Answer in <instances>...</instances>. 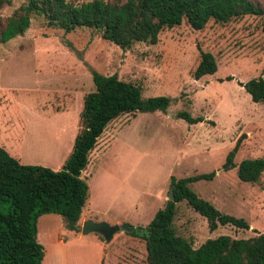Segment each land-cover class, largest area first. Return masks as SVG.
<instances>
[{
	"label": "rangeland",
	"instance_id": "rangeland-1",
	"mask_svg": "<svg viewBox=\"0 0 264 264\" xmlns=\"http://www.w3.org/2000/svg\"><path fill=\"white\" fill-rule=\"evenodd\" d=\"M27 1L14 0L2 16ZM254 2L264 6V0ZM263 27L264 17L257 16L210 21L201 31L184 22L164 30L156 45L123 50L94 30L66 33L35 17L25 34L0 44V145L22 164L61 170L82 129L85 97L95 91L91 70L116 75L140 86L144 98L176 101L167 113L127 114L107 127L83 174L90 188L85 221L147 228L169 201L173 177L215 172L192 190L222 213L245 219L250 229L228 225L211 232L208 221L182 201L176 204L177 235L194 248L220 236L253 238L264 233V174L256 184L245 183L224 165L240 139L236 164L264 158V104L254 103L241 86L264 79ZM200 50L215 56L218 71L196 80ZM181 111L205 122L190 125L176 117ZM99 240L96 233L77 239L60 215L38 223L43 264H147L144 242L130 232H118L103 246Z\"/></svg>",
	"mask_w": 264,
	"mask_h": 264
},
{
	"label": "trees",
	"instance_id": "trees-1",
	"mask_svg": "<svg viewBox=\"0 0 264 264\" xmlns=\"http://www.w3.org/2000/svg\"><path fill=\"white\" fill-rule=\"evenodd\" d=\"M14 0H0V44L25 34L32 19L43 17L49 26L72 33L91 29L123 50L137 43L156 45L160 34L187 23L193 30H204L210 21L228 23L244 16L264 17V6L254 0H28L10 17L1 14ZM264 29V27H263ZM201 61L194 78L214 75L218 63L210 52L200 50ZM95 91L85 97L80 115L82 129L61 170L25 165L0 145V264H43L44 246L38 241V222L44 215H60L69 231L80 233L83 210L90 188L83 177L107 127L118 118L134 113H167L176 101L167 96L143 97L142 88L91 70ZM229 81L234 80L228 77ZM254 103L264 104V79L241 84ZM190 125L205 122L189 112L177 113ZM214 124V122H212ZM241 139L229 152L225 170H237L239 180L256 184L264 174V158L236 164ZM216 173L171 180L174 201H167L147 228L130 232L142 240L147 264H264V233L249 239L220 236L199 248L177 235L174 228L176 204L188 205L208 221L211 232L220 226L248 230L243 218L227 215L195 193L191 185L211 181ZM100 239L105 242L104 238Z\"/></svg>",
	"mask_w": 264,
	"mask_h": 264
},
{
	"label": "water",
	"instance_id": "water-1",
	"mask_svg": "<svg viewBox=\"0 0 264 264\" xmlns=\"http://www.w3.org/2000/svg\"><path fill=\"white\" fill-rule=\"evenodd\" d=\"M169 200L174 201L172 190ZM81 231L83 235H89L91 233L99 234L104 238L105 243H110L113 240L115 234H117L118 232H133L135 231V229L125 225L111 226L106 222H95L93 220H87L83 223Z\"/></svg>",
	"mask_w": 264,
	"mask_h": 264
},
{
	"label": "crops",
	"instance_id": "crops-1",
	"mask_svg": "<svg viewBox=\"0 0 264 264\" xmlns=\"http://www.w3.org/2000/svg\"><path fill=\"white\" fill-rule=\"evenodd\" d=\"M50 215H55V214L44 215V216H42V217H47V216H50ZM42 217H41V218H42ZM41 218H40V219H41ZM40 219H39V221H40ZM85 220H86L85 218L82 219V223H81V225H83V223L85 222ZM38 223H39V222H38ZM73 233H74V235H75V237H76L77 239H79V237H81V236L83 235V234H82V231H81L80 233H75V232H73ZM99 242L101 243L102 246H103L102 243H105V242H102V241H100V240H99ZM142 243H143V241L140 240V245H142ZM59 244L62 245V244H63V241L60 240V241H59ZM133 254H138V253H137L136 251H134ZM103 264H105V262H103Z\"/></svg>",
	"mask_w": 264,
	"mask_h": 264
}]
</instances>
